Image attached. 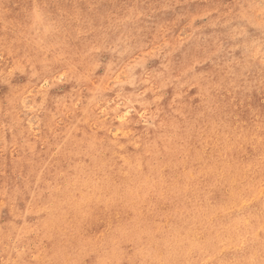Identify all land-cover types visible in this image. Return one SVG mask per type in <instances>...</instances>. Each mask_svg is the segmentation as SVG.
Returning a JSON list of instances; mask_svg holds the SVG:
<instances>
[{"label":"rangeland","instance_id":"rangeland-1","mask_svg":"<svg viewBox=\"0 0 264 264\" xmlns=\"http://www.w3.org/2000/svg\"><path fill=\"white\" fill-rule=\"evenodd\" d=\"M173 261L264 264V0H0V264Z\"/></svg>","mask_w":264,"mask_h":264},{"label":"bare ground","instance_id":"bare-ground-1","mask_svg":"<svg viewBox=\"0 0 264 264\" xmlns=\"http://www.w3.org/2000/svg\"><path fill=\"white\" fill-rule=\"evenodd\" d=\"M186 137H187V135L186 134H183V139H186ZM247 140H248L247 139V135L244 132L236 133L235 144H234V146H232L230 152L232 151L234 153V155H236V156L239 155L241 153V150L244 148L243 147L244 143ZM133 169L134 168H132V167H130V169H129L130 172L133 173V174H131V176H135L134 175L135 172H134ZM107 184H108V182L106 183L105 187L109 186ZM56 198H57V200L59 199V195L58 194H56ZM112 200H114V201L117 200V197L112 196ZM122 206H123V203H122ZM120 207H121V204H115V206H114V208H115L116 211H119L120 210ZM126 207H130V202L129 201H126ZM181 245H182V242L181 241H178L177 242V245H176V250L177 249L179 250L181 248ZM183 256H187V255H183ZM173 264H178V261H173Z\"/></svg>","mask_w":264,"mask_h":264}]
</instances>
